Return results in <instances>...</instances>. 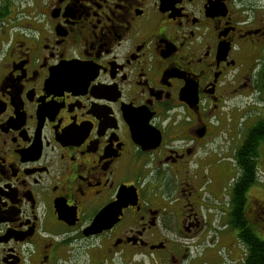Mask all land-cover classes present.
Wrapping results in <instances>:
<instances>
[{"label":"flooded vegetation","instance_id":"obj_1","mask_svg":"<svg viewBox=\"0 0 264 264\" xmlns=\"http://www.w3.org/2000/svg\"><path fill=\"white\" fill-rule=\"evenodd\" d=\"M23 1L0 0V264L264 250V0Z\"/></svg>","mask_w":264,"mask_h":264},{"label":"trees","instance_id":"obj_2","mask_svg":"<svg viewBox=\"0 0 264 264\" xmlns=\"http://www.w3.org/2000/svg\"><path fill=\"white\" fill-rule=\"evenodd\" d=\"M6 14V7H0V15ZM252 138V137H250ZM254 139H249L248 144L244 147V153H243V165L244 168V178H243V184L246 186V184L251 182V169L254 167V161L252 160V151H251V143ZM239 184V183H238ZM248 236V235H247ZM244 242L246 243L249 251H248V259L246 264H264V250L262 246H259L257 250V245L255 244L252 237H244Z\"/></svg>","mask_w":264,"mask_h":264},{"label":"rangeland","instance_id":"obj_3","mask_svg":"<svg viewBox=\"0 0 264 264\" xmlns=\"http://www.w3.org/2000/svg\"><path fill=\"white\" fill-rule=\"evenodd\" d=\"M16 2H17V0H16ZM23 5H24V1L23 0H19L18 2H17V4H16V12H21L22 11V7H23Z\"/></svg>","mask_w":264,"mask_h":264}]
</instances>
